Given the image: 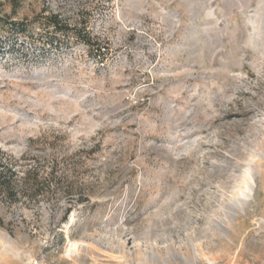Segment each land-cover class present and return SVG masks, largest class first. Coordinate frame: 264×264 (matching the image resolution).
Returning a JSON list of instances; mask_svg holds the SVG:
<instances>
[{
    "label": "rangeland",
    "instance_id": "rangeland-1",
    "mask_svg": "<svg viewBox=\"0 0 264 264\" xmlns=\"http://www.w3.org/2000/svg\"><path fill=\"white\" fill-rule=\"evenodd\" d=\"M0 172V264H264V0H0Z\"/></svg>",
    "mask_w": 264,
    "mask_h": 264
},
{
    "label": "trees",
    "instance_id": "trees-1",
    "mask_svg": "<svg viewBox=\"0 0 264 264\" xmlns=\"http://www.w3.org/2000/svg\"><path fill=\"white\" fill-rule=\"evenodd\" d=\"M50 18H51V20H52L51 23H52L56 28L61 27V23H60V21H59V19H58V16L54 15V16H51ZM0 173H1V172H0ZM4 188L7 189V190H10V188H11V186H10V182H6V183L4 184Z\"/></svg>",
    "mask_w": 264,
    "mask_h": 264
}]
</instances>
